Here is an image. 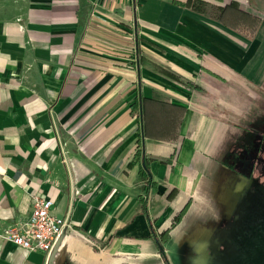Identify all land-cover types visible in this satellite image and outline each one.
<instances>
[{
    "label": "crops",
    "instance_id": "obj_1",
    "mask_svg": "<svg viewBox=\"0 0 264 264\" xmlns=\"http://www.w3.org/2000/svg\"><path fill=\"white\" fill-rule=\"evenodd\" d=\"M190 1L0 0V264H166L225 230L264 0ZM36 196L67 219L50 254L6 235Z\"/></svg>",
    "mask_w": 264,
    "mask_h": 264
},
{
    "label": "rangeland",
    "instance_id": "obj_2",
    "mask_svg": "<svg viewBox=\"0 0 264 264\" xmlns=\"http://www.w3.org/2000/svg\"><path fill=\"white\" fill-rule=\"evenodd\" d=\"M262 127L264 123H259V135H264ZM249 149L244 146L241 156L248 155ZM261 150L253 174L235 173L238 194L233 198L238 203L225 230L208 249L170 251L164 256L166 264H264V147Z\"/></svg>",
    "mask_w": 264,
    "mask_h": 264
},
{
    "label": "built area",
    "instance_id": "obj_3",
    "mask_svg": "<svg viewBox=\"0 0 264 264\" xmlns=\"http://www.w3.org/2000/svg\"><path fill=\"white\" fill-rule=\"evenodd\" d=\"M53 205L48 197H34L27 222L21 227L8 229L7 237L24 250L45 251L50 254L67 226L66 218L51 214Z\"/></svg>",
    "mask_w": 264,
    "mask_h": 264
},
{
    "label": "trees",
    "instance_id": "obj_4",
    "mask_svg": "<svg viewBox=\"0 0 264 264\" xmlns=\"http://www.w3.org/2000/svg\"><path fill=\"white\" fill-rule=\"evenodd\" d=\"M205 5V2L203 1H198V0H192L190 2H188L187 6H191L192 8L196 9V10H200L202 6ZM254 104V120H255V135L258 137V127L259 126V123H264V98H261V99H257L253 102ZM261 136V135H260ZM263 141L257 145V148H256V142L255 144H252L251 146H249V150L248 151V155H245V159H247V164L249 167H254V164L257 160V151H262L261 149L264 147V138L262 139ZM243 157V158H244ZM185 211V209H184ZM182 211L180 214H179V217L177 218V220H175V222H173V224L171 225V227L167 228L166 229V232L163 234V236L158 239V243L160 244V246H162L163 244L166 243V241L168 240L169 238V234H170V231L171 229L177 225L180 221H181V218H182V213L184 212Z\"/></svg>",
    "mask_w": 264,
    "mask_h": 264
},
{
    "label": "flooded vegetation",
    "instance_id": "obj_5",
    "mask_svg": "<svg viewBox=\"0 0 264 264\" xmlns=\"http://www.w3.org/2000/svg\"><path fill=\"white\" fill-rule=\"evenodd\" d=\"M257 127H258L257 129L259 130L257 135L260 137V138H259V144H260V143L263 141L262 139L264 138V135H261V136L259 135L260 128H259V126H257ZM262 128H264V127H262ZM263 134H264V133H263ZM255 142H256V140H255ZM259 153H260V151H257V154H259ZM256 165H257V160H256V162H255V164H254V167H252L253 169H252L251 167L248 166L249 168L252 169V173H251V174H253V171L255 170ZM249 168H248V169H249Z\"/></svg>",
    "mask_w": 264,
    "mask_h": 264
},
{
    "label": "water",
    "instance_id": "obj_6",
    "mask_svg": "<svg viewBox=\"0 0 264 264\" xmlns=\"http://www.w3.org/2000/svg\"><path fill=\"white\" fill-rule=\"evenodd\" d=\"M63 235H64V232L61 233V236L59 237V239H58L57 243L55 244L54 248L56 247V245L58 244V242L60 241V239L62 238Z\"/></svg>",
    "mask_w": 264,
    "mask_h": 264
}]
</instances>
